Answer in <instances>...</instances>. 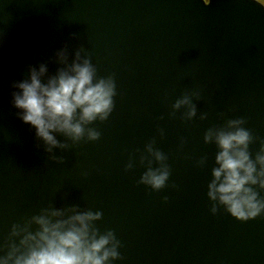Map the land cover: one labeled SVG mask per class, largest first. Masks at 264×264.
I'll return each mask as SVG.
<instances>
[{"label":"water","instance_id":"water-1","mask_svg":"<svg viewBox=\"0 0 264 264\" xmlns=\"http://www.w3.org/2000/svg\"><path fill=\"white\" fill-rule=\"evenodd\" d=\"M77 53L97 79L114 81V107L79 140L54 133L49 151L18 117L13 85L41 64L46 83ZM237 119L255 159L264 146L259 1L0 0V256L19 244L14 225L34 233V217L58 210L101 214L93 227L119 241L110 264H264V214L239 221L218 204L213 214L207 195L218 148L205 136ZM149 168L168 170L165 187L141 182Z\"/></svg>","mask_w":264,"mask_h":264},{"label":"clouds","instance_id":"clouds-1","mask_svg":"<svg viewBox=\"0 0 264 264\" xmlns=\"http://www.w3.org/2000/svg\"><path fill=\"white\" fill-rule=\"evenodd\" d=\"M62 62L66 55L60 52ZM47 66L30 69L29 78L16 82L13 87L12 104L18 110L20 120L36 130V136L49 146H58L54 133L61 132L79 140L85 134V125L97 119L105 120L114 107L115 84L111 78L97 79L96 71L88 59L76 60L47 82L42 77ZM184 98L175 107L188 104ZM195 109L190 115H194ZM242 119L229 121V130L209 131L206 142H214L218 148L213 179L208 185V197L214 202L211 212L215 214L220 205L239 221H248L264 214V199L256 186L264 189V146L252 159L249 145L252 135L244 128ZM99 132L88 130L90 139H97ZM151 151V148H149ZM158 161L163 154L155 153ZM168 170H149L141 182L154 190L165 187ZM100 213L78 212L67 219L58 210L34 217L39 226L36 232L27 227L14 225L12 236L19 238L7 255L0 256V264H110L119 258V241L112 231L103 234L93 227ZM52 218H56L53 220Z\"/></svg>","mask_w":264,"mask_h":264},{"label":"rangeland","instance_id":"rangeland-1","mask_svg":"<svg viewBox=\"0 0 264 264\" xmlns=\"http://www.w3.org/2000/svg\"><path fill=\"white\" fill-rule=\"evenodd\" d=\"M205 1H207V0H205ZM257 1H259L261 4L264 5V0H257Z\"/></svg>","mask_w":264,"mask_h":264}]
</instances>
